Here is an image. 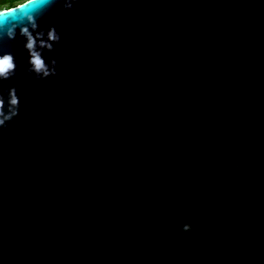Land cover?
<instances>
[{
	"label": "water",
	"instance_id": "95a60500",
	"mask_svg": "<svg viewBox=\"0 0 264 264\" xmlns=\"http://www.w3.org/2000/svg\"><path fill=\"white\" fill-rule=\"evenodd\" d=\"M51 24L55 77L7 42L0 264H264V0H81Z\"/></svg>",
	"mask_w": 264,
	"mask_h": 264
},
{
	"label": "clouds",
	"instance_id": "9594fccd",
	"mask_svg": "<svg viewBox=\"0 0 264 264\" xmlns=\"http://www.w3.org/2000/svg\"><path fill=\"white\" fill-rule=\"evenodd\" d=\"M81 0H0V133H3L21 116L25 105L18 86L8 85L21 70L14 52L6 50L8 41H21L26 52L23 66L29 76L37 80H46L59 74V60L50 55L64 39V33L55 24L40 26V16L46 10L62 6L66 10L74 9ZM17 9L23 11L16 14ZM11 14V15H10ZM16 14V15H13ZM239 168V163L231 164ZM194 231L192 222L181 225L180 239H186L187 234Z\"/></svg>",
	"mask_w": 264,
	"mask_h": 264
}]
</instances>
